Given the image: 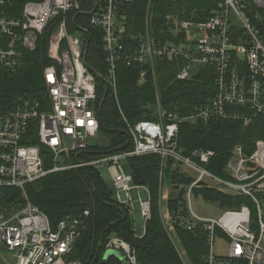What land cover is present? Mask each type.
I'll return each instance as SVG.
<instances>
[{"label":"built area","instance_id":"built-area-1","mask_svg":"<svg viewBox=\"0 0 264 264\" xmlns=\"http://www.w3.org/2000/svg\"><path fill=\"white\" fill-rule=\"evenodd\" d=\"M134 3L135 0H0V66L10 71L19 68L25 54L35 52L50 30L48 56L54 61L44 70L48 105L20 98L13 108L0 109V242L15 253L14 264H81L69 261L68 256L90 212L66 218L54 229L49 217L29 201L26 186L53 173L88 166L117 167L120 174L112 180L115 199L129 207L133 215L139 205L144 231L136 236H144L151 219L150 193L145 187L135 186L124 167L132 157L155 154L162 160L173 159L194 177L185 196L188 216L173 214L165 188L162 190L161 216L173 243L178 240L179 225L191 232H206V264H264V138L255 142L251 155L242 146L233 151L226 166L233 179L230 181L205 168L216 156L214 151L199 149L185 157L179 146L180 126L185 122L197 125L229 119L248 126L255 118L264 117V0H222L206 21H179L168 15L165 28L158 32L148 9L144 28L131 34L127 21ZM90 29L102 34L106 75L88 64ZM160 61L180 68L177 81H190L209 69L214 98L195 106L187 117L164 109L157 87ZM122 63L139 72L138 85L154 80L157 120L131 124L121 112L133 149L91 162L76 161L81 152L94 145L91 141L101 132L98 80L106 84V89L108 84L109 93L113 91L117 99V72ZM44 147L50 151L51 168L45 165ZM202 185L248 198L254 204V213L244 205L226 209L218 219L197 217L188 204L193 189ZM7 189L20 190L25 203L19 208H5L2 199ZM217 236L228 241L225 257L212 251ZM118 240L113 238L107 250L119 251L130 264H138L135 251ZM175 245L181 257L186 256L179 243Z\"/></svg>","mask_w":264,"mask_h":264},{"label":"trees","instance_id":"trees-1","mask_svg":"<svg viewBox=\"0 0 264 264\" xmlns=\"http://www.w3.org/2000/svg\"><path fill=\"white\" fill-rule=\"evenodd\" d=\"M221 1L135 0L127 21L128 30L133 34L144 28L148 9L157 32L165 28L168 15L175 16L179 21H206ZM80 19L81 17L77 18L78 23ZM90 34L92 39L88 64L98 73L106 75L102 34L94 29H90ZM51 35L52 30L45 33L38 49L33 53H26L21 66L16 70L10 71L0 66V109L13 108L20 98L48 105L44 70L54 64L48 56ZM179 69L176 64L158 62L157 87L162 107L187 117L195 106L206 104L214 98L215 88L209 69H205L190 81H177ZM138 81L139 72L122 63L117 72V99L111 91L103 101L106 84L98 80V106L100 108L102 105L100 122L104 128H101V132L107 137L108 144L89 146L75 158L76 161L91 162L103 156L133 149L132 143L126 146L129 131L121 112L131 124L157 120L154 80L150 79L142 86L138 85ZM33 136L34 144H37L36 135ZM263 138L264 117L255 118L248 126L242 121L229 119L201 122L197 125L185 122L180 126L179 146L185 157H190L199 149L214 151L216 156L205 168L230 181L233 179L227 173L226 166L233 151L242 146L251 155L255 150V142ZM43 158L46 167L51 168V154L45 147ZM127 164L132 172L133 184L145 187L151 197V219L147 222L146 232L142 237L136 236L135 218L131 209L116 201L115 193L109 189L96 167L53 173L26 186L29 201L49 217L54 229L66 218H75L85 211L90 212L84 221L82 235L68 260L81 264H93L97 261L100 264L108 251V243L117 238L129 244L135 251L138 264H185L175 245L177 242L189 264H206L209 253L206 232H191L176 225L178 240L174 244L165 229L160 209L163 185L170 183L176 191L168 200L170 211L175 215L180 213L188 216L185 196L194 177L186 173L173 159L162 160L155 154L132 157ZM193 193L225 210L240 209L248 205L254 213V204L246 197L232 196L203 185L194 188ZM2 200L5 208H19L25 203L22 192L18 189L5 190ZM107 263L123 264L116 257L109 258Z\"/></svg>","mask_w":264,"mask_h":264},{"label":"rangeland","instance_id":"rangeland-1","mask_svg":"<svg viewBox=\"0 0 264 264\" xmlns=\"http://www.w3.org/2000/svg\"><path fill=\"white\" fill-rule=\"evenodd\" d=\"M77 34L79 35L80 33ZM91 142L94 145L106 146L108 144V139L103 132H100L98 137L93 139ZM99 170L106 183L114 180L120 174L117 167L115 166H102L99 168ZM184 170L186 173L190 174L188 170ZM163 187L165 188L164 191L168 200L170 197H173L176 194L175 187L170 183H164ZM121 197L123 200H125V193L122 192ZM188 207L197 217L202 219H218L225 212V209L221 208L219 205L210 203L201 196H196L194 193L191 195L190 204H188ZM135 231L138 235H141L144 231V228L142 225L138 226L135 222ZM212 251L216 256H227L228 241L224 238H221L220 236L215 237ZM182 258L185 261V264H189L186 256H183ZM15 261V253L8 251L0 242V264H14Z\"/></svg>","mask_w":264,"mask_h":264},{"label":"water","instance_id":"water-1","mask_svg":"<svg viewBox=\"0 0 264 264\" xmlns=\"http://www.w3.org/2000/svg\"><path fill=\"white\" fill-rule=\"evenodd\" d=\"M89 46H90V36L88 37V41H87V49L89 48ZM92 71L94 72L93 69H92ZM148 78H149V74L147 75L146 79H148ZM108 95H109V87H108V84H107V89H106L105 94H104V101L107 99ZM101 111H102V105H101V109H100V112H99V116H101ZM101 128L104 129L102 125H101ZM127 135H128V142H127L126 146H129L130 145V136H129V134H127ZM124 169H125V173L127 175H132V172H131V170H130L128 165H126L124 167ZM107 186L109 187V189L112 192H114L115 189H114V184H113L112 181L107 182ZM135 192L136 191L134 190V193ZM145 195H146V193H145ZM136 207H137L136 211H139V208H138L139 206L137 205ZM118 243H121V240H118ZM111 257H116L121 262H123V264H130L126 260L125 255L123 253L119 252V251H116V250H108L106 252V254L104 255V258H103V260H102V262L100 264H108L107 261ZM93 264H97V261H94Z\"/></svg>","mask_w":264,"mask_h":264},{"label":"crops","instance_id":"crops-1","mask_svg":"<svg viewBox=\"0 0 264 264\" xmlns=\"http://www.w3.org/2000/svg\"><path fill=\"white\" fill-rule=\"evenodd\" d=\"M137 206V205H136ZM135 206V212H134V217H135V222L138 226L142 225V220H141V216L139 214L140 211H136L137 207ZM139 206V205H138ZM139 208V207H138Z\"/></svg>","mask_w":264,"mask_h":264}]
</instances>
